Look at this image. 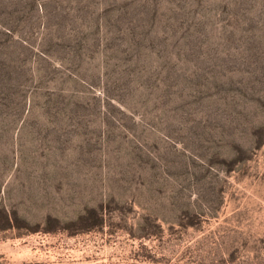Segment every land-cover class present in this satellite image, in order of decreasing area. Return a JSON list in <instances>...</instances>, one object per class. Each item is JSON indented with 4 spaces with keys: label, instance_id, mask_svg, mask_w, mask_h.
Segmentation results:
<instances>
[{
    "label": "rangeland",
    "instance_id": "rangeland-1",
    "mask_svg": "<svg viewBox=\"0 0 264 264\" xmlns=\"http://www.w3.org/2000/svg\"><path fill=\"white\" fill-rule=\"evenodd\" d=\"M0 264H264V0H0Z\"/></svg>",
    "mask_w": 264,
    "mask_h": 264
},
{
    "label": "trees",
    "instance_id": "trees-1",
    "mask_svg": "<svg viewBox=\"0 0 264 264\" xmlns=\"http://www.w3.org/2000/svg\"><path fill=\"white\" fill-rule=\"evenodd\" d=\"M101 217V216H100ZM193 217V216H192Z\"/></svg>",
    "mask_w": 264,
    "mask_h": 264
}]
</instances>
